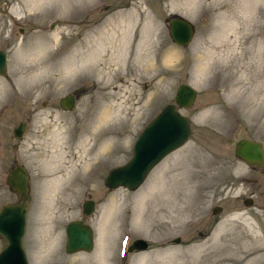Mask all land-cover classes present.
<instances>
[{
    "label": "rangeland",
    "instance_id": "obj_1",
    "mask_svg": "<svg viewBox=\"0 0 264 264\" xmlns=\"http://www.w3.org/2000/svg\"><path fill=\"white\" fill-rule=\"evenodd\" d=\"M171 15L193 24L188 46L171 41ZM261 29L264 0H0L7 57L0 76V203L16 200L5 175L22 164L30 174L22 239L28 264L243 262L264 253V170L233 154L240 136L264 147V94L251 114L234 89L243 87L247 98L253 65L264 62L253 55L256 39L264 45V35L256 36ZM204 63L208 69L198 73ZM184 82L197 90L190 107L177 109L190 122L186 142L137 188L107 189L108 170L130 158L141 128ZM76 88L82 90L74 107L61 110L57 100ZM49 114L57 117L47 120ZM28 115L21 139L13 138L12 126ZM97 150L107 155L93 163ZM88 197L94 209L84 217ZM215 205L221 211L212 215ZM80 217L92 226L94 247L65 253L64 226ZM134 238L147 248L126 253Z\"/></svg>",
    "mask_w": 264,
    "mask_h": 264
},
{
    "label": "water",
    "instance_id": "obj_2",
    "mask_svg": "<svg viewBox=\"0 0 264 264\" xmlns=\"http://www.w3.org/2000/svg\"><path fill=\"white\" fill-rule=\"evenodd\" d=\"M165 21L167 22L168 34L171 41L179 47L186 46L191 40L194 31L190 21L179 15H174L169 19L165 18ZM51 27H53V25H51ZM5 69L6 57L4 52L0 50V75L5 74ZM195 95L196 91L192 86L186 83H180L177 85L173 96V102L165 104L139 132L132 145L131 158L125 164L113 167L108 171L104 181V184L108 189L118 186L125 187L129 190L137 188L149 170L160 161L162 157L184 143L190 134V129L188 126V120L177 111L176 106L178 108L191 106L195 99ZM59 104L63 110L70 109L73 105L72 95L68 94L61 98ZM171 125L176 126L179 131V135L175 140L165 145L164 148L144 166L138 167L137 172L132 177H128L127 174H131L132 169H134L133 161L137 158L136 155L138 151L144 148L143 144L150 139L155 138L162 127L167 128ZM24 130L25 123L19 122L12 130L13 137L16 139L21 138ZM150 145H154L153 140L149 141V146ZM234 154L245 163L257 166H262L264 164V152L260 143L257 141L239 139L234 145ZM5 179L9 189L18 193L19 201L14 204H2L0 206V238L3 240L0 249V264L6 262L11 253L8 235L1 231L4 228L1 225L2 220L4 219V216H7L11 211L14 212V215L17 214L14 218L16 227L12 232L15 248L13 258L16 259L19 264H27L22 248V235L24 231V217L30 200L28 191V174L21 165H17L8 170ZM249 203V198L244 200V204L249 205ZM93 205L92 200H85L82 203L83 214L89 215L93 209ZM220 210L221 208L219 206H214L211 209V212L214 214ZM64 232V251L66 253L89 252L92 250V229L87 223H84L81 220L69 221L64 227ZM174 242H178V238L174 239ZM146 247L147 243L144 239L136 238L127 247V251L143 250Z\"/></svg>",
    "mask_w": 264,
    "mask_h": 264
},
{
    "label": "bare ground",
    "instance_id": "obj_3",
    "mask_svg": "<svg viewBox=\"0 0 264 264\" xmlns=\"http://www.w3.org/2000/svg\"><path fill=\"white\" fill-rule=\"evenodd\" d=\"M222 25V24H221ZM220 25V26H221ZM226 25V24H225ZM221 29V28H220ZM227 29L229 30V28L227 27ZM232 30V29H231ZM221 32V31H220ZM230 32V31H229ZM235 32V31H233ZM222 33V32H221ZM226 34V32H225ZM224 34V35H225ZM264 35V29L259 30L256 33V36L259 38V36ZM218 36V35H217ZM226 36V35H225ZM224 36V37H225ZM220 37V36H219ZM227 37V36H226ZM214 40V39H213ZM219 40H221V37L219 38ZM229 41V40H228ZM220 42V41H219ZM231 42V41H230ZM235 42V41H234ZM264 42V41H263ZM262 42V43H263ZM257 43H261L260 40L256 39L255 45H256V49H254L253 51V55L256 59H263L264 60V52H261V48L264 46L262 44H257ZM225 44V43H224ZM250 44V43H249ZM109 45V44H108ZM219 45V44H218ZM236 45V44H234ZM233 45V46H234ZM224 47V46H223ZM229 48V47H228ZM231 48V47H230ZM109 49V48H108ZM107 49V50H108ZM111 49V48H110ZM235 49V47H234ZM91 50V49H90ZM90 50L87 52V55L90 54ZM114 50V49H113ZM219 52L221 51L220 49H218ZM230 49H228L229 51ZM246 50V49H245ZM224 51V50H223ZM233 51V50H232ZM92 52V51H91ZM111 51L109 50V53ZM242 52V51H241ZM229 53V52H228ZM232 53V52H231ZM221 54V52L219 53ZM227 54V53H226ZM94 55V54H93ZM92 56H85L86 58H90L93 57ZM208 55V54H206ZM210 55V54H209ZM224 55V54H223ZM251 55V54H250ZM204 56V55H203ZM225 56V55H224ZM227 56V55H226ZM209 57V56H208ZM212 58V56H210ZM220 57V56H219ZM231 57V56H230ZM246 57V56H245ZM253 57V56H252ZM262 57V58H261ZM216 58V57H215ZM226 58V57H225ZM240 59V58H239ZM246 59V58H245ZM248 59V58H247ZM204 60V59H203ZM211 60V59H209ZM234 60V59H233ZM244 60V59H243ZM224 61V59H223ZM239 61V60H238ZM252 61V60H251ZM208 62V60H207ZM240 62V61H239ZM247 62V61H246ZM203 63V62H202ZM216 63V62H215ZM201 64V63H200ZM219 64V63H218ZM245 66V65H244ZM207 66L206 63H204L202 66H200L199 68H197V72L198 73H205ZM218 68V67H217ZM243 68V67H242ZM254 71L251 73L250 75V80H251V84L249 85L248 90L246 91V96L247 98H243V93L241 91V88L243 87H235L234 89L235 92L238 94V96L241 98V100L237 99L238 102L240 104H245L248 111L251 112V114L256 113L258 111H256V108L259 107L260 104V100L263 97L264 94V62L259 63L258 60L257 62L253 65ZM208 69V68H207ZM246 72V71H245ZM242 76V75H241ZM246 79V78H245ZM243 82V81H242ZM249 82V81H248ZM240 84V83H239ZM243 85V84H242ZM234 92V91H233ZM116 111V110H115ZM114 111V112H115ZM105 113L107 114V112L105 111L103 115H105ZM116 114V112H115ZM100 121H104V119L100 118ZM179 135V131L178 128L174 125H171L170 127H162L160 129V131L158 132V134L155 136V138L150 139L149 141L153 140V144L154 145H150L149 146V141H147L145 144H143L144 148H142L140 151H138L137 153V158L133 161V165H134V169H132L131 174H127L128 177H132L136 172H137V168L140 166H144L147 162H149L150 160H152L156 154L158 152H160L161 149L164 148L165 145H167L169 142L175 140V138ZM159 141V142H158ZM95 150V149H94ZM94 156V162L96 163V161L102 162L104 161V159L106 158V153L102 150H97L95 151L93 154ZM93 158V157H92ZM55 182H58V179L55 180ZM17 216L14 215V212L11 211L7 214V216H4V219L1 222V225L4 227L1 231L7 233L8 235V240H9V247H10V255L8 256L6 262H3V264H19V262H17L16 259L13 258V253L15 251L14 248V243H13V238H12V232L14 231L15 227H16V223L14 222V218ZM252 233V232H251ZM253 234V233H252ZM227 238V237H226ZM245 239V237H244ZM242 240V239H241ZM240 240V241H241ZM52 244H55V239H53L51 241ZM51 244V246H52ZM262 252V251H261ZM100 255V254H99ZM98 255V256H99ZM197 256V255H195ZM194 256V257H195ZM100 263H104L103 260L104 258L100 255ZM171 257H173L172 255L168 256L167 261H171ZM201 257V256H200ZM205 258L209 257L204 256ZM172 262L169 263H162V264H171ZM177 264H264V253L261 255H246L245 260L242 262L241 257H236L235 260H229L226 259L224 257H218V258H209L207 260H202L201 263L200 261L194 260L193 257H190L186 262H181V263H177Z\"/></svg>",
    "mask_w": 264,
    "mask_h": 264
},
{
    "label": "flooded vegetation",
    "instance_id": "obj_4",
    "mask_svg": "<svg viewBox=\"0 0 264 264\" xmlns=\"http://www.w3.org/2000/svg\"><path fill=\"white\" fill-rule=\"evenodd\" d=\"M84 20V19H83ZM89 21V19H86V20H84V21H81V22H88ZM190 44V43H189ZM188 44V45H189ZM187 45V46H188ZM189 84V83H188ZM82 90V88H76V89H74L73 90V92H72V97H73V100H74V102H75V99H76V97L78 96V93L80 92ZM60 99L61 98H59L58 100H57V105H58V107L61 109V110H63L61 107H60V104H59V102H60ZM74 107V103H73V105H72V107H71V109ZM64 111H66V110H64ZM57 117V115H55V114H49V115H47L46 116V118H47V120H50V119H54V118H56ZM30 119H31V117H30V115H28L27 117H26V119H24V120H20V121H18V122H16L13 126H12V129H11V134H12V130H13V128L19 123V122H24L25 123V129L28 127V123H29V121H30ZM253 124V123H252ZM22 135H23V133H22ZM22 137V136H21ZM240 138H245V139H248V140H255V141H258V142H260L261 143V145H262V148H263V151H264V147H263V144H262V142L259 140V139H257V138H255V137H248V136H240V137H238L237 138V140L238 139H240ZM19 139H21V138H19ZM236 140V141H237ZM235 141V142H236ZM15 146V144L13 145V147ZM234 146V145H233ZM233 154H234V147H233ZM234 156L236 157V155L234 154ZM237 158V157H236ZM238 159V158H237ZM17 165H21L25 170H26V168L22 165V164H14V165H11L9 168H8V170L10 169V168H12V167H14V166H17ZM250 166V168L251 169H256V170H259V171H263L264 170V165H262V166H256V165H249ZM8 170H7V172H8ZM6 172V173H7ZM26 172H27V174H28V183H29V173H28V171L26 170ZM5 182H6V180H5ZM7 184V183H6ZM8 186V185H7ZM8 189H9V187H8ZM10 190V189H9ZM28 190H29V184H28ZM13 194H15V196H17L16 197V200L15 201H13V202H1L0 203V206L2 205V204H14V203H17L18 201H19V196H18V193H16V192H14V191H12V190H10ZM29 196H30V191H29ZM82 219V218H81ZM212 220V219H211ZM210 220V221H211ZM210 221H208V222H210ZM197 236H199V237H201L202 235H204V231H197ZM177 238H178V240H179V242H180V237L179 236H176ZM174 238H172V240H173Z\"/></svg>",
    "mask_w": 264,
    "mask_h": 264
}]
</instances>
